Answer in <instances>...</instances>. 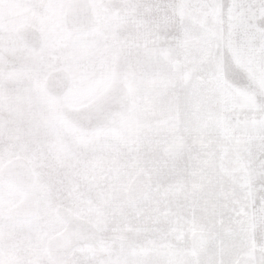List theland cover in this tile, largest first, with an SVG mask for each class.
<instances>
[{
  "label": "snow or ice",
  "instance_id": "obj_1",
  "mask_svg": "<svg viewBox=\"0 0 264 264\" xmlns=\"http://www.w3.org/2000/svg\"><path fill=\"white\" fill-rule=\"evenodd\" d=\"M0 264H264V0H0Z\"/></svg>",
  "mask_w": 264,
  "mask_h": 264
}]
</instances>
